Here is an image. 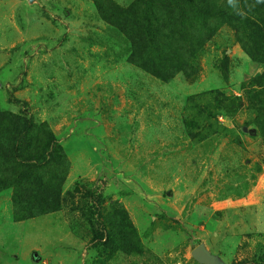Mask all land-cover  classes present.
<instances>
[{
	"label": "rangeland",
	"instance_id": "374dc122",
	"mask_svg": "<svg viewBox=\"0 0 264 264\" xmlns=\"http://www.w3.org/2000/svg\"><path fill=\"white\" fill-rule=\"evenodd\" d=\"M173 1L0 0V112L32 120L33 156L46 131L61 149L50 196L14 182L24 148L0 117V264H208L199 245L264 264V61ZM61 172L59 208L15 221L14 201L56 205Z\"/></svg>",
	"mask_w": 264,
	"mask_h": 264
},
{
	"label": "trees",
	"instance_id": "16d2710c",
	"mask_svg": "<svg viewBox=\"0 0 264 264\" xmlns=\"http://www.w3.org/2000/svg\"><path fill=\"white\" fill-rule=\"evenodd\" d=\"M188 3L187 12L190 14H195V16L203 15L205 18L214 17L222 23H227L230 26L234 27L237 31L238 40L243 44V49L245 52L249 54L256 61H264V0H233V3H229V0H224L219 7H217L216 13H211V6L207 5V7L200 0H186ZM174 4H179L177 0L173 1ZM219 4V3H218ZM185 9V8H184ZM203 18V19H205ZM250 28V30H249ZM213 32L205 34V37L209 39ZM180 50V49H179ZM182 56V54H181ZM264 64V63H263ZM264 76V74H262ZM260 76V78H263ZM253 81V80H251ZM212 101L220 102V99H223L225 102L229 100L231 103L235 100L231 99L222 93L212 92ZM220 95V97H218ZM201 95L190 96L186 100L185 109H196L199 112H202V103L200 101ZM233 107V106H232ZM235 108L231 109V112H235ZM264 110V109H262ZM0 117L5 118L6 121L16 124L15 132L17 138H20L19 141L22 143V148H24V152L15 154L13 159L16 161L15 164L21 165L22 170L15 172L14 182H17L20 179H24L27 181H37L40 187H43L42 193L46 195L51 194L50 189L53 187L51 183L55 178L52 174H50L48 168V161H51L55 157L58 156L59 149H55L54 145H56L54 141V137L48 131H46V135L48 138L52 139V141H48L49 144L45 146V150L43 154L38 157L32 155L31 151L28 148V145L23 143V140L26 138H31L32 134V125L33 122L31 119H19V118H10L6 115V113L0 112ZM61 153V152H60ZM264 161V159H262ZM47 168V170H45ZM45 173L47 177H44ZM49 174V175H48ZM65 172L58 173L59 182L57 183L58 190L56 195V205L52 207L43 206V204L39 205L37 210H31L30 213L25 214L24 212L27 208L29 201L25 199L23 201H19L18 203L13 202V218L15 221L25 220L31 217H35L38 215H42L45 213H49L55 211L59 208V200H60V186L61 183L65 179ZM14 184V183H13ZM45 200V199H44ZM31 202V200H30ZM105 226H107V221L104 222ZM108 224H111L110 229L106 227L110 237H114V234H111L112 229L116 226V222L114 220H110ZM109 239V238H108ZM35 258V257H34ZM212 264H226L220 259L214 258L212 260Z\"/></svg>",
	"mask_w": 264,
	"mask_h": 264
},
{
	"label": "water",
	"instance_id": "95a60500",
	"mask_svg": "<svg viewBox=\"0 0 264 264\" xmlns=\"http://www.w3.org/2000/svg\"><path fill=\"white\" fill-rule=\"evenodd\" d=\"M193 255L197 259L208 264H212V260L215 258L213 255L207 252V250L202 245H199L197 248H195Z\"/></svg>",
	"mask_w": 264,
	"mask_h": 264
},
{
	"label": "clouds",
	"instance_id": "9594fccd",
	"mask_svg": "<svg viewBox=\"0 0 264 264\" xmlns=\"http://www.w3.org/2000/svg\"><path fill=\"white\" fill-rule=\"evenodd\" d=\"M229 3H233V0H229Z\"/></svg>",
	"mask_w": 264,
	"mask_h": 264
}]
</instances>
